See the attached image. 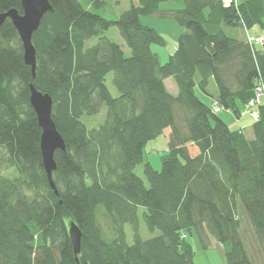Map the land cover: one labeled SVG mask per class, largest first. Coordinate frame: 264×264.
I'll list each match as a JSON object with an SVG mask.
<instances>
[{"label": "trees", "instance_id": "16d2710c", "mask_svg": "<svg viewBox=\"0 0 264 264\" xmlns=\"http://www.w3.org/2000/svg\"><path fill=\"white\" fill-rule=\"evenodd\" d=\"M165 1L138 0L109 19L80 0H49L53 8L33 35L35 76L12 20L0 27V264H195L182 237L193 229L204 247L210 237L229 245L227 264H254L242 235L247 223L264 251V100L252 108L258 118L245 109L264 82V44L226 30L264 28V0H184L171 10L182 31L163 63L152 46L165 38L142 17L163 15ZM11 8L22 13V1L0 0V12ZM112 25L130 56L106 35ZM94 36L98 41L86 47ZM111 71L117 96L106 84ZM212 80L213 101L254 118L252 138L197 95L196 88L211 95ZM30 83L53 97L52 117L65 140L66 149L55 152V188L43 165ZM103 106L106 118L89 127L85 117ZM166 128L168 150L157 170L145 145ZM142 163L149 186L135 172ZM5 167L19 175L8 177ZM140 206L147 228L159 235L141 237ZM72 221L82 231L78 255Z\"/></svg>", "mask_w": 264, "mask_h": 264}, {"label": "rangeland", "instance_id": "374dc122", "mask_svg": "<svg viewBox=\"0 0 264 264\" xmlns=\"http://www.w3.org/2000/svg\"><path fill=\"white\" fill-rule=\"evenodd\" d=\"M83 5L89 8L92 11H95L101 14L105 18L116 19L118 18L126 9H128L133 3H137L138 0H80ZM185 5L184 0H167L161 3L160 9L163 12L156 13L153 15L143 16L142 19L145 23L156 26L158 30L162 33L165 38L166 43L164 45L153 44L152 49L158 53L161 58V61L164 63L168 61V55L171 54L176 46H177V38L181 33V26L173 19L171 16V10L181 8ZM165 14V15H164ZM106 35H108L112 40L119 43L125 55H131V49L127 45L126 41L122 37L118 27L116 25H112L109 29L106 30ZM255 35V34H251ZM98 41V36H94L88 40H86V47H89L95 44ZM114 72L111 71L108 73L106 77V84L109 87L110 91L114 96L119 94L117 88L113 82ZM171 80L174 79L169 78L168 85L171 88ZM210 89L213 91L209 97L215 96L214 92L217 91V85L212 80L210 84ZM196 93L199 97V89L196 88ZM207 95V94H206ZM107 108L103 106L101 112L97 115L86 116L85 120L89 127L96 126L99 122L104 121L106 118ZM146 159L153 158L158 156L160 157L165 149H168V139L166 137V133L163 132L157 137L150 139L146 143ZM3 150L0 149V153ZM162 167V166H161ZM161 169V168H160ZM159 169V170H160ZM2 172L8 177L18 176L19 173L14 168H3ZM135 172L143 178L146 186H149V181L144 174V164H139ZM145 211L144 206L139 207L138 216H139V232L142 238L148 239L160 234V230L150 231L143 218V212ZM247 223V222H246ZM125 230L127 233V241L128 243H133L134 241V231L130 223L125 224ZM108 231V230H107ZM109 234V231H108ZM242 235L246 240V243L249 247L250 254L253 258L254 264H264V251L261 247L256 246L255 237L253 236V231L251 226L247 223L242 229ZM189 242H191L193 246V261L195 264H227L225 252L229 247L228 244L221 243L217 241L215 238L210 237V245L208 247H204L201 242L198 233L195 229L192 230L191 233L188 234L186 238Z\"/></svg>", "mask_w": 264, "mask_h": 264}, {"label": "water", "instance_id": "95a60500", "mask_svg": "<svg viewBox=\"0 0 264 264\" xmlns=\"http://www.w3.org/2000/svg\"><path fill=\"white\" fill-rule=\"evenodd\" d=\"M23 12L11 8L0 12V27L7 18H10L16 27L24 48L25 61L32 66L35 76L36 72V48L33 43V35L39 28L45 13L52 10L49 0H21ZM30 104L36 112L39 124L42 128L41 151L43 165L48 179L53 188V173L57 168L55 152L58 149L65 150V140L58 130L52 117L53 97L48 92L38 89L34 83H30ZM69 235L72 240L74 253L78 255L81 251L82 231L75 221L69 223Z\"/></svg>", "mask_w": 264, "mask_h": 264}, {"label": "crops", "instance_id": "0c3cea01", "mask_svg": "<svg viewBox=\"0 0 264 264\" xmlns=\"http://www.w3.org/2000/svg\"><path fill=\"white\" fill-rule=\"evenodd\" d=\"M181 30H182V28H181ZM226 30L231 34L239 35L241 38H246L247 33L248 34H255V35H264V28L260 27L259 25H255V26L248 28V29H244L242 27H237V28H226ZM256 44L262 45V43H256ZM170 55L171 54L168 55V60L170 58ZM169 78L171 79V77H168L165 79L166 86L170 92H172L173 94H177L178 93V85L175 82V80L174 81L171 80V84H170L171 88H172V90H171L169 85H168V82H167L169 80ZM210 84H211V82H210ZM215 84H216V82H215ZM197 89H199V88H197ZM208 89H209V92L212 94L213 91H211L210 85H209ZM214 93L216 94L215 96L209 97V95H206L204 92H202L199 89V94L201 95L200 98L204 102L209 104L210 106H212L213 99H215V97L217 96L218 88H217V91ZM217 115L223 121H225L230 127L235 128V129H237V128L242 129V131L244 132L246 137L252 138L254 136V133H253L254 118L251 116V114L249 112H244L241 116L238 117L232 111L223 108L222 111H220ZM163 132L166 133V137L169 141L170 128L164 129ZM145 148H146V145H145ZM167 150L168 149H165V151L162 153V155L160 157H158V156H156V157L153 156V158L148 157L147 160L152 164V166L155 169L159 170L161 168V166H162L161 158H162L163 154H165L167 152Z\"/></svg>", "mask_w": 264, "mask_h": 264}, {"label": "built area", "instance_id": "2783aa9c", "mask_svg": "<svg viewBox=\"0 0 264 264\" xmlns=\"http://www.w3.org/2000/svg\"><path fill=\"white\" fill-rule=\"evenodd\" d=\"M238 0H223L225 5H230L232 3H236ZM247 40L251 43H262L264 44V35H251L247 33L246 36ZM264 100V82L262 80H259L256 84L254 95L253 97L246 103V110L252 109L254 106H256L259 102ZM212 109L214 112L219 113L222 111L223 107L218 104L217 101L212 102ZM251 114L254 118H258L259 113L257 110H251ZM182 237L187 238V234L183 233Z\"/></svg>", "mask_w": 264, "mask_h": 264}]
</instances>
